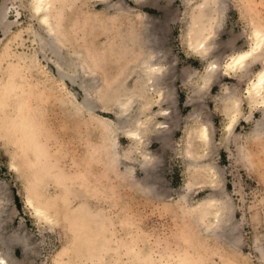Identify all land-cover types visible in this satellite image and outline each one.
<instances>
[{
    "label": "rangeland",
    "instance_id": "obj_1",
    "mask_svg": "<svg viewBox=\"0 0 264 264\" xmlns=\"http://www.w3.org/2000/svg\"><path fill=\"white\" fill-rule=\"evenodd\" d=\"M115 1L117 9L110 11L93 0H60L54 9L57 31L97 73L99 107L90 113L73 103L72 94L82 98L84 90L59 79L52 53L37 50L31 0H0L12 21L0 30V233L25 235L9 249L8 262L264 264V133L252 134L261 111L245 99L247 83L263 65L264 48L237 74L223 71L230 54L250 47L252 29L264 30V0H224L207 54L190 41L203 33L211 15L195 8L201 20L191 30L190 0ZM149 48L155 62L166 66L167 92L140 117L156 112L152 120L170 126L145 135L142 150L154 158L148 174L128 173L118 159L133 149L123 132L132 122L122 127L114 146L110 105L123 90L126 72ZM212 62L218 70L196 90L198 76ZM134 75L129 83L141 86ZM82 79L90 89L89 70ZM227 94L240 102L231 129L222 103ZM138 112L135 104L132 115ZM203 124L210 142L200 143L197 158H189L187 132ZM141 151L134 154L137 160L144 157ZM210 166L217 177L211 178ZM213 188L232 202V241L205 230L202 203ZM28 197L37 206L43 202L55 219H38Z\"/></svg>",
    "mask_w": 264,
    "mask_h": 264
},
{
    "label": "bare ground",
    "instance_id": "obj_2",
    "mask_svg": "<svg viewBox=\"0 0 264 264\" xmlns=\"http://www.w3.org/2000/svg\"><path fill=\"white\" fill-rule=\"evenodd\" d=\"M59 1L60 0H31V15L33 18H36L38 23V29L35 30L34 35L37 39H39V48L37 50L39 53H42L43 56H47V52L49 51L52 53L54 57L52 61L57 68L59 79H69L73 84L84 90L82 98H78L76 93L72 94L75 95L73 103L87 112L95 113L99 107L98 100L101 85L96 82L97 73L95 68L89 63V61H87L84 53L70 49L62 35L59 33L60 30L57 31L59 29L58 26L61 25L59 24V20L54 18V9H56L55 5ZM131 1L135 4H141L149 0ZM93 2L103 5V8L107 11H110L111 9H117L115 6V0H93ZM190 3V8H192L191 11L189 10V19L192 23V25H190L191 30L194 26H196V23L201 20H199V17L196 15V10L194 11L195 8H203L202 15H211V22L206 23L207 26L205 25L206 27L204 28L203 33L198 38H190V45L195 51L199 52V54H207L210 51L212 40L216 34V25L220 19L217 15L221 12V9L224 5V0H190ZM74 6L76 7V3ZM11 22L12 21H9V9H0V30L5 32L4 29L9 27ZM201 22H203V19ZM151 30L154 29L152 28ZM250 33V47L230 54L228 60H226V63L223 66V71L225 74H237L238 72L244 70L248 64V60L252 57L255 58L256 53L263 50L264 30L260 28H253ZM154 51V49L150 50L149 48L148 51H145V54H143L135 62L133 70L129 71L128 73L126 72L127 76H125L126 79L124 78L125 81L123 80V90L119 93L115 91V93L118 95L116 94V98L114 97L116 100L110 105L115 108V121L113 120V122H115L117 127V130H114L116 135L112 136L114 137L112 139L114 146L116 145V139L118 133L121 132L122 127H125L132 122V124L127 129H124L123 132L132 142L133 149L121 153L118 159L119 165L127 167L126 171L128 173L132 172L131 170L135 171L139 169L141 171H145L148 174V172L151 170L150 168L152 167V164H154V158L145 154V152L142 150L146 141L145 135L149 132H158L161 129L170 126L166 124L162 125L160 122L152 120V117L156 115V112L140 117V113L149 104L161 102L166 98L167 89L165 86H163L164 84L162 85L165 79L166 66L162 62H155L154 59L156 55ZM262 63V67L256 71L252 78H250L245 88V99L247 103L261 111V119L253 129V135L264 133V53L262 54ZM213 65L214 62L208 64L207 68L205 67L206 70L204 69L205 71L198 76L196 90L205 87L210 82V80H212L214 72H216L219 68L218 64L216 66ZM86 70L90 71L91 78L94 80L93 84L90 85V89L87 88V84L83 82L82 79L83 72ZM133 75L136 77L135 80L142 82L141 86L135 87V85H131L129 83V78H133ZM150 85L154 86L153 89H151ZM151 90L154 92H151ZM109 101H111V99ZM222 103L223 105H226V113L228 118L227 129H231L240 110L239 99L233 94H227L223 96ZM135 104L138 105L139 112L135 115H132ZM167 113L169 114L167 111L164 113L162 110L159 111V114ZM202 142H210V133L208 127L205 124L199 126L198 128L191 127L187 132L186 139L184 141L186 145V155L189 158H197L196 148ZM139 150H142V156L144 157L140 160H137L134 154ZM201 165L204 169H206V167H204L206 165L205 163H202ZM12 166L19 170V167L16 163H13ZM213 167L214 166H210V168L207 169L210 172L211 178H215L219 175L218 170L214 169ZM204 172L206 171L204 170ZM190 182L188 183L189 189L193 185V182ZM210 195L211 196L209 198L206 197L207 199L204 203H202V206H204V208L206 207V211L204 210L205 212L203 213L205 214L203 215L204 218L207 219L205 223V230L207 233H216L221 236L224 235L228 239L230 238L232 241L234 237L232 233V215L234 210L232 202L225 194L216 193L214 188ZM3 201V195L0 194V218L3 215ZM33 201L34 199L31 197L27 198V203L34 209L36 217H38V219L41 221L51 223L55 218H52L53 216H51L48 208L45 205L41 206L43 202L40 206H37ZM1 223L2 222L0 219V224ZM24 236L19 235L13 236L11 238V236H6L3 233H0V264H10L8 262L9 260L7 259L9 249L14 242L24 241Z\"/></svg>",
    "mask_w": 264,
    "mask_h": 264
}]
</instances>
